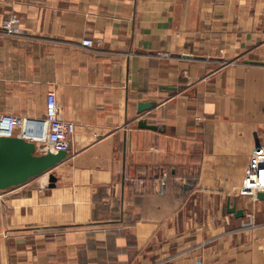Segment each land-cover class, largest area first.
Instances as JSON below:
<instances>
[{"label": "crops", "instance_id": "obj_1", "mask_svg": "<svg viewBox=\"0 0 264 264\" xmlns=\"http://www.w3.org/2000/svg\"><path fill=\"white\" fill-rule=\"evenodd\" d=\"M10 15L0 114L41 120L53 91L76 128L53 187L0 190V264H264V200L240 193L264 143V0H0Z\"/></svg>", "mask_w": 264, "mask_h": 264}, {"label": "built area", "instance_id": "obj_2", "mask_svg": "<svg viewBox=\"0 0 264 264\" xmlns=\"http://www.w3.org/2000/svg\"><path fill=\"white\" fill-rule=\"evenodd\" d=\"M0 31L8 34L22 32L15 15L0 21ZM81 43L84 46H91L92 40L85 39ZM75 128L74 122L59 118L58 103L53 91L46 93L45 114L41 120L14 114H0V135L11 136L16 130L22 129L24 138L35 144H45L47 151L49 149L68 151ZM166 177L165 171L162 173V184ZM259 191L264 192V143L258 144L252 151L240 187L242 195L253 198H256Z\"/></svg>", "mask_w": 264, "mask_h": 264}, {"label": "water", "instance_id": "obj_3", "mask_svg": "<svg viewBox=\"0 0 264 264\" xmlns=\"http://www.w3.org/2000/svg\"><path fill=\"white\" fill-rule=\"evenodd\" d=\"M264 30V15H263ZM248 64L262 65L258 61H245ZM151 102H140L138 112L149 109ZM137 125L140 128L157 129L155 125L147 124L144 119H138ZM67 151L49 149L43 154L36 153L35 143L23 136L0 135V190L16 187L24 184L31 178L39 177L42 188H50L55 185V176L51 169L60 163L66 156ZM256 198L264 200V192L256 193ZM227 211L235 216H241L242 210L236 209L234 205L227 206Z\"/></svg>", "mask_w": 264, "mask_h": 264}]
</instances>
